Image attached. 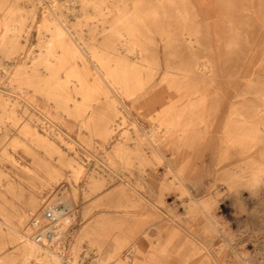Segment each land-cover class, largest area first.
I'll return each mask as SVG.
<instances>
[{
  "label": "rangeland",
  "instance_id": "obj_1",
  "mask_svg": "<svg viewBox=\"0 0 264 264\" xmlns=\"http://www.w3.org/2000/svg\"><path fill=\"white\" fill-rule=\"evenodd\" d=\"M249 1L257 10L255 21L244 19L248 0H216L218 15L210 21L191 0H0V34L5 31L6 19L16 18L15 26L7 30L11 36L0 39V191H4L8 199L14 194L10 200L18 204L20 192L25 194L31 187L46 182V186L36 190L40 207L31 223L33 225L37 220L45 231H60L54 249L56 256L48 253L46 258L39 260L29 257L24 264H124L126 248L132 238L120 223L124 209L115 205L114 197L126 181L131 182V176H139L143 180L138 191L155 194L157 182L165 176L163 172L167 164L164 159L170 153H204L206 167L200 175L197 172L199 179L189 184L186 182L190 188L197 185L195 197H202L216 184L224 191L219 198L224 207L216 212H222L227 220L224 224L227 231L217 227L218 235L212 237L216 243L212 252L223 256V264H232V258L240 264H264V190L262 199L256 201V196L250 195L248 188L243 186L241 191L245 199L242 208L225 192L226 175L223 174L217 183L212 181L213 174H208L216 153H224L226 158L231 153H246L245 149L255 142L245 136L225 142L224 134L216 131L218 127L228 126L226 131L232 128L234 135L246 134L252 138L255 134L257 138H264V132L254 130L256 123L251 117L255 106L264 103V0ZM55 27L66 32L69 43L58 39L48 41L49 31ZM229 41L239 43L228 44ZM47 42L54 53L49 56L51 65L38 55L45 50ZM127 43L132 51L124 49ZM221 43L224 51L222 63L213 50H216L215 45L222 49ZM8 47H12L11 52ZM253 47L256 59L247 61L248 52ZM200 62L212 65V70L208 71L209 76L204 81L196 82L192 73ZM252 62L258 79L252 71L249 77L255 76L254 80L247 84L245 69ZM34 67L43 74L39 79L31 75ZM165 74L177 83L171 86V92L174 89L178 94L205 90L204 94L197 91L204 95L203 103L183 107L185 110L182 112L193 114L194 118L190 119L192 127L198 125L200 131L191 146L187 145L190 142L187 140L181 141L183 148L180 150L174 146L152 151L150 139L161 126L156 118H149L147 111L158 105L153 89L161 86L160 81ZM111 75L116 81L125 75L127 78L142 76L148 80L141 87V81L133 83L134 88L129 91H135L129 95L124 88L118 91L103 82L104 79H112ZM96 77L103 78L100 88ZM236 93L238 95L233 97ZM163 94L178 95L167 91ZM27 97L34 98L28 105L24 101ZM109 99L116 101V115V111L111 112L114 103ZM223 99L226 103L221 105ZM170 104L164 108L165 111L172 109L168 113L183 109L180 102ZM228 112H233L231 115L235 117L229 115L225 120ZM150 113L156 112L153 109ZM239 114L246 117L240 118ZM185 115L183 117L188 119ZM260 122L264 127V118ZM152 128L155 129L152 131ZM261 144L264 142H257L256 149ZM117 147L120 153H129L135 173L129 174L121 167L118 158L111 155ZM256 149L249 153H257L254 165L260 169L264 167V153H258ZM239 157L235 155V158ZM181 163H177L175 168ZM195 165L189 166L190 172H195ZM106 168L111 171L109 178L114 177L107 183L108 189L97 196L89 193L85 186L87 176L104 173ZM52 177L60 178L54 182ZM10 181L14 183L10 185ZM63 185L72 189L67 199L61 195L57 200H51L58 191L68 193L64 187L61 188ZM105 193L109 196H104ZM55 202L59 208L63 207L61 214L56 222L47 223L42 209ZM2 205L6 210L10 208L8 202L5 204L0 200ZM194 212L196 214L198 210ZM103 215L108 218L101 222L98 235L95 231L86 232L98 246V249L89 250L85 229ZM12 220L16 223L15 218ZM144 220L149 221V218ZM202 227L208 236L211 235V228ZM162 228L166 230L167 226ZM135 238L142 240L144 233L138 232ZM162 239L163 234L151 233L146 241L148 252L155 257L167 251L160 244ZM19 240L16 233L13 236L0 233V264H22V255L17 250ZM182 251L190 252L184 248Z\"/></svg>",
  "mask_w": 264,
  "mask_h": 264
},
{
  "label": "bare ground",
  "instance_id": "obj_2",
  "mask_svg": "<svg viewBox=\"0 0 264 264\" xmlns=\"http://www.w3.org/2000/svg\"><path fill=\"white\" fill-rule=\"evenodd\" d=\"M191 1L196 3L202 9L201 11L205 15L204 18H206L207 21H210V19L214 20V17H216L218 15V10L215 9L216 0H191ZM227 4H229V1H227ZM227 4H224V6H226ZM247 8L248 9L245 13L244 19H247L248 21H249V19H252V21L253 20L255 21L257 17L254 15L257 13V10L254 8L253 3L249 0L247 3ZM224 9H225V7H224ZM14 21H16V18L14 16H12L9 19H6L5 25H4L5 27L3 26L5 28L4 29L5 31L3 30L4 32H2V34H0L1 35L0 39H4L7 36H11V35L7 34V30L10 28H13L15 26L16 22H15V24H13ZM3 23H4V21H3ZM63 25H64V23H63ZM47 28L48 27H46V29ZM10 30H12V29H10ZM51 31H49V33H51V34H50L48 41L58 39V40L63 41L64 43H69L68 42L69 38H68L65 31H63L59 27H55ZM116 34H117V32H116ZM15 35L16 34H14V36ZM1 42L2 41H0V43ZM52 42L53 41H51V43ZM230 42L231 41H229L228 44ZM238 43L239 42H231V44H238ZM47 44H46L47 46L45 47V50L43 48H41V50L43 49L44 51H41L42 53L40 52L38 55L42 56L44 61H46L48 64L51 65L49 56L53 55L54 53H53V51H51L52 48L48 42H47ZM124 46H125L124 49H126L127 51L133 50V48L131 47V45H129V43L125 44ZM220 46L222 47L223 44ZM215 47H216V50L215 49H213V50H214V52L217 53L218 60L222 63L221 55H223V53H224L223 47H222V49L219 48L217 45H215ZM254 47H255V45H254ZM254 47L252 48L251 52H248V56L246 57L247 61H249L250 59L255 61L256 51H255ZM116 49H117V47H116ZM7 50L9 52H11L12 47H8ZM82 50H84V49H82ZM238 52L241 53L242 51L239 50ZM239 53H235V54L239 55ZM39 56H36V57H39ZM89 56H91V55H89ZM43 59H41V60H43ZM32 60H33V58H32ZM45 66H46V64H45ZM254 67L255 66L253 65V62H252V64L249 65V67H247L245 69V72H246L245 76H247L246 77L247 84H249L251 82L250 80H254V77L257 76V74H258L255 71L256 67L255 68ZM46 69H47V66H46ZM211 70H212V65H209L206 62H200L196 65L195 71L192 73V75H193L192 78H194L196 82L197 81H204L209 76V74H207L208 71L210 72ZM252 71H253V74H255V76L249 77V73H251ZM31 75L34 77H38L37 79H39L43 74H42V72H38L37 69L34 67L33 70H31ZM98 76L103 77L100 74ZM45 77H46V75H45ZM110 77H112V79H109V80H106V79L103 80V78L98 79L96 77L95 81L99 85V88H100V86L101 87L103 86L101 84H103V82H104L105 84H107L109 86L111 84L113 87H115V89H118V91L120 90L119 88H124L123 90H126V93H128L129 95L134 94L135 90L129 91L132 88H134L133 83H135L137 81H141V85H139L141 87L142 85L146 84V82L148 80V79H144L142 76L137 77V78H133V77L129 76L127 78V75H125V76H123L124 78L121 76L122 79L120 81L114 80L113 75H111ZM125 77H126V79H125ZM262 77L264 79V75H262ZM153 79H155V78H153ZM256 79H258V76ZM102 80H103V82H102ZM57 83L59 84V80ZM89 84H90V82H89ZM160 84H161V86H158L157 88L153 89V91L155 92L153 95L155 96V99L158 102V105L151 107L149 109V111H147V113L149 114L150 119L156 118L158 120V124L161 126V128L157 132L152 134L153 137L150 139L151 141L149 143L150 144L149 146H150L152 151L159 150L161 147L173 148L174 146H176V148L178 150H180L183 148L181 146V141L185 142L187 140H190L189 144H187V145L191 146L193 140L196 139L195 136L198 135V131H200V130H199L198 125H195L192 127V123H191L192 121L190 122V119L194 118V116H191L193 114L189 113V114L185 115L182 112H183V110H185L186 107H191V106H195V105L197 106L200 103H203V99H204L203 96L204 95L199 94L197 91H200V93L204 94L205 90L195 89V90H189L188 92H185L184 94H178L177 93L178 91H176L177 89H174L171 92V86H175V85H177V83L173 82V80L171 79V77L168 74H165L162 77ZM152 85H154V83ZM53 88H55V87H53ZM54 90L56 91L57 89H54ZM62 90H63V88H62ZM141 90L142 89H140L139 91H141ZM165 91H167L170 94L175 92L178 95H176V96H171L169 94L165 95L166 93L163 94ZM45 92H47V90ZM55 93H57V92H55ZM48 94H46V96ZM236 95H238V94L236 93L233 97H236ZM55 96H56V94H55ZM76 99H78V98H76ZM136 99H137V97H136ZM33 100H34V98H31V97L30 98H28V97L24 98V101L26 102V104L31 102V101L33 102ZM111 100H112V103H114V105H112V107H111V112L114 113L116 111L114 114V115H116L118 107L115 105V103H116L115 99H111ZM111 100L109 99V101H111ZM12 102H14V101H12ZM175 102L182 103V108L183 107H185V108L177 109V110L173 111L172 113H168L172 109L165 111V109L169 105H171L170 103L173 104ZM14 103H16V102H14ZM152 103H153V101H152ZM220 103H221V105H223L224 103H226V100L223 99V101L221 100ZM221 107L222 106H220L218 108H220V110H221ZM60 108H61V106H60ZM153 109L156 112L155 114L150 113V111H152ZM6 111H8V110H6ZM12 111H14V110H12ZM232 113L233 112H231V114ZM231 114L229 112L226 113L225 120H227L229 118V115H231ZM183 115H185L188 119H185L183 117ZM251 115H252L251 116L252 119H254V121L256 123L254 125L255 126L254 130L256 132H259V131L264 132V127H262L260 124L261 123L260 120L261 119L263 120V118H264V103L260 104V105H256L254 110H253V114H251ZM9 116H10V113H9ZM36 116H38V115H36ZM218 116H221V114L218 113ZM238 116H240V118L246 117L243 114H239ZM4 117H7V116H4ZM230 117L234 118L235 116L231 115ZM183 119H185V120H183ZM162 124L164 126H162ZM190 125H191V127H190ZM158 127H157V129H158ZM227 127L228 126H224L223 129L218 127L216 129L217 132L221 131L224 134L225 142L227 140L235 141V140H238L239 138H244V136H245V138H249L255 142L252 146L249 147V149H245L246 153H231L228 156V158L224 157V153H216L213 166L210 169L208 174H213L212 181H214V182L221 180L223 174L226 175V177H224V181L227 184V187H226L227 189L225 190V192H228L229 196H231V198H233L235 201H237L239 203L240 206H242L243 200L245 199V196L243 195V193L241 191L243 186H246L248 188L249 191H247V192H249L250 195L253 194L256 196V201H258L261 198V192L264 190V172H263L264 167L260 168V169L255 167L254 163H256L257 153H249V151L251 152L252 149L257 148V147H255V144L257 142L263 143L264 138H262V137L257 138L255 134L252 138H251V136H248L246 134L234 135L232 128H231V130L229 129L228 131H226ZM154 129L155 128H152V131ZM107 134H108V124L106 125V129L104 130V137L105 138H106ZM228 134H229V136H227ZM30 136H31V134H30ZM38 138H40V137L38 136ZM33 139H34V137H33ZM61 141H62V139H61ZM45 144L46 143H44V145ZM198 144H199V142H198ZM48 145H50V144H48ZM50 146H53V145H50ZM199 147H200V144H199ZM256 150H253V151H256L258 153H264V145H262L261 147H258V149H256ZM155 154H157V153H155ZM160 154L162 155V153H160ZM111 155L115 158H118V161L121 163V167L123 169L125 168V170H127L129 172V174L135 173V166L131 161H129V157H128L129 153H120L118 150V147H117L113 150V153H111ZM235 155H239L240 157L235 158ZM203 157H204V153H170V155L168 157H165V159H164V161L167 164V168L163 172V175H165V176L161 177V179H159V181L157 182V186H156L157 191L155 194H152L149 191L146 194L138 191L139 187H140V183L143 181L139 176H133V177L131 176L129 178V180L131 182L126 181L125 186H123L122 189H120V191H118V194H116V197H114V199L116 200L115 205L117 207L121 206L124 209L122 222H120V223L123 224L124 230H126L127 234L130 236V238H132L128 244V247L126 248L127 252L125 253L126 256H124L125 257L124 258L125 259L124 264H196L199 262H201L203 264H211V263L223 264V260H224L223 256L222 255L217 256L212 252L213 251L212 250L213 245L216 244L215 240L212 239V237L215 235H218L217 227L223 228V232L227 231L226 230L227 228L225 229V227H224V224L227 223V220L223 218V215H221L222 212H220L218 214L216 212L217 209L224 207L223 204L219 202V200H220L219 198L224 193V191H222L220 189L218 184L212 185L213 187L211 186V189H208V191L206 192L205 195H202V197L197 198V197H195V195L197 193V190H196L197 185L196 186L193 185L194 186L193 188H190L188 186L189 183H192L193 181L199 179V175L203 172V169H205L206 159H203ZM109 159H110L109 161L111 162V157ZM138 161L141 162L140 159H138ZM180 162H182L181 165L178 166L176 169L175 168L176 164L180 163ZM192 163L196 164L194 167L195 172L189 171V166L192 165ZM3 164H5V163H3ZM10 164H11V166L13 165L12 163H10ZM219 165H221L222 167L221 168L216 167ZM191 167L192 166H190V168ZM13 169H14V167H13ZM75 170L77 171V172L76 171L75 172L79 175V170L77 168ZM197 172L199 173L198 176H197V174H198ZM109 175H111V171L109 168H106L105 172L101 173V174H96V173L89 174L87 176V178L85 179L86 190L95 196L102 194L109 187V186H106L107 183L109 181L114 180V177L109 178ZM59 178L60 177H52V180H54V182H56L59 180ZM10 182H8L10 185H12L14 183V182H11V183ZM186 182L188 184H186ZM46 184H47L46 182L40 183V185L38 187L43 188L44 186H46ZM111 184L112 183H110V185ZM38 187H36V186L31 187L25 194L23 192H20L19 196H17L19 198L17 201V202H19L18 204L13 203L11 201L12 198L15 196L14 194L11 195L8 199V197L5 195V192L0 191V200H2L3 203H5V204H7V202H8L9 207H10L9 209L6 210V208H4V205H2L3 207L0 206V233L11 234V236H13L14 233H16L17 239H20L17 243V250H19L21 255H22V264H24V262L26 263V259L29 257H31L34 260H39V259H41V257L46 258L48 253L52 254L53 256H56V252L54 251V249H55L56 243L58 242V239H59L58 233L60 231H54V230L45 231L42 224H41V228H40V232L38 233V236L35 235V232L37 229L35 226H34L35 229L33 231V225L31 223V219L34 216H37V213H38V210L40 207L39 202H38V198L36 196V190ZM69 187L63 185L61 188H63V190H67L68 193L63 194L62 193L63 191H60V192L58 191L57 194L56 193L53 194V197H51V200L55 201L58 198H60L61 195L64 196L65 199H67V197L69 196V193L72 192V189H70ZM247 188H245V189L247 190ZM245 189H243V190H245ZM175 190H177V193H175ZM74 191H75V189H74ZM74 191H73V193H75ZM104 196L108 197L109 194L105 193ZM66 204H68V203H66ZM55 206H57L56 202L51 203V204L43 207L42 216H43V211L45 210V208H53ZM161 206H163V207H161ZM62 208H59V207L55 208V211L57 214V220L61 214ZM242 208H243V206H242ZM197 210H198V212H196V214L192 213V212L197 211ZM226 212L227 211L225 209V213ZM144 217L147 219L149 218V221L148 220L145 221ZM12 218L16 219V223H14ZM107 218H108V216L103 215L100 218L93 220V223L88 225L87 228L85 229L84 235H85V239L87 242L86 246L89 250L90 249H98L96 242L93 239H91L92 236H90L91 234L89 232L95 231V234L97 236L99 233L101 222L103 221V219H107ZM56 221H54V222H56ZM46 222L47 223H54V222H49L47 220H46ZM16 224H18L19 228L16 227L17 226ZM166 226H167L166 230H163L162 227H166ZM202 226H206V227L208 226L209 228H211V231L213 234L211 233V235L208 236V234L206 233L207 231H205ZM87 231H89L88 232L89 235L86 234ZM138 232L144 233V238L142 240H138L137 238H135V235ZM151 233H159L161 235L163 234V239H162V242L160 244L167 251H163V253H161L159 257H155L154 254H151L147 250L148 244L146 243V241L149 240V236L151 235ZM12 241L13 240H11L10 242H12ZM183 248L187 251H190V252H183L182 251ZM220 248H222V245L220 246ZM176 250L181 251V252H178V251L176 252ZM225 251H226V249H225ZM175 252H176V254H175ZM241 253H243V252H241ZM225 257H226V255H225ZM238 261H239V259H238ZM39 262H41V261H39ZM231 262H232V264H240L239 262L236 261L235 258H232Z\"/></svg>",
  "mask_w": 264,
  "mask_h": 264
},
{
  "label": "built area",
  "instance_id": "obj_3",
  "mask_svg": "<svg viewBox=\"0 0 264 264\" xmlns=\"http://www.w3.org/2000/svg\"><path fill=\"white\" fill-rule=\"evenodd\" d=\"M59 207L58 205L53 207V208H45V210L43 211V217L49 221V222H54L57 220V214L55 211V208ZM33 225L37 228L35 235L38 236V233L40 232V228H41V224L40 222H38L37 220H34Z\"/></svg>",
  "mask_w": 264,
  "mask_h": 264
}]
</instances>
